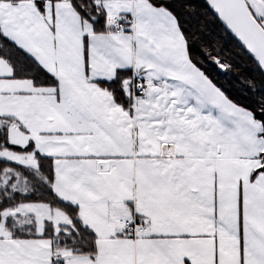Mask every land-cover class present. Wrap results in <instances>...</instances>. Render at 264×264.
Returning a JSON list of instances; mask_svg holds the SVG:
<instances>
[{
  "label": "snow or ice",
  "instance_id": "snow-or-ice-1",
  "mask_svg": "<svg viewBox=\"0 0 264 264\" xmlns=\"http://www.w3.org/2000/svg\"><path fill=\"white\" fill-rule=\"evenodd\" d=\"M264 77V0H205ZM167 0H0V264H264V79Z\"/></svg>",
  "mask_w": 264,
  "mask_h": 264
},
{
  "label": "trees",
  "instance_id": "trees-1",
  "mask_svg": "<svg viewBox=\"0 0 264 264\" xmlns=\"http://www.w3.org/2000/svg\"><path fill=\"white\" fill-rule=\"evenodd\" d=\"M180 16L181 22L187 25H199L206 37L223 51L224 57L230 60L234 68L228 75L219 72L209 64H204L206 71L214 82L220 86L234 101L247 105L251 97L240 88V81L247 78L260 84L264 77L255 64L241 54L238 41L220 27L204 0H167Z\"/></svg>",
  "mask_w": 264,
  "mask_h": 264
},
{
  "label": "water",
  "instance_id": "water-1",
  "mask_svg": "<svg viewBox=\"0 0 264 264\" xmlns=\"http://www.w3.org/2000/svg\"><path fill=\"white\" fill-rule=\"evenodd\" d=\"M205 1V0H204ZM206 3V2H205Z\"/></svg>",
  "mask_w": 264,
  "mask_h": 264
}]
</instances>
